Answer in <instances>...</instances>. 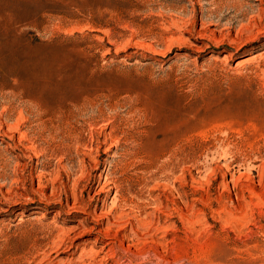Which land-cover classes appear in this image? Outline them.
Returning <instances> with one entry per match:
<instances>
[{
    "label": "rangeland",
    "instance_id": "rangeland-1",
    "mask_svg": "<svg viewBox=\"0 0 264 264\" xmlns=\"http://www.w3.org/2000/svg\"><path fill=\"white\" fill-rule=\"evenodd\" d=\"M0 1V264H264V0Z\"/></svg>",
    "mask_w": 264,
    "mask_h": 264
},
{
    "label": "bare ground",
    "instance_id": "bare-ground-1",
    "mask_svg": "<svg viewBox=\"0 0 264 264\" xmlns=\"http://www.w3.org/2000/svg\"><path fill=\"white\" fill-rule=\"evenodd\" d=\"M0 2H1V1H0ZM0 11L2 12V11H3V8H2V9L0 8ZM165 122H166V121H165Z\"/></svg>",
    "mask_w": 264,
    "mask_h": 264
}]
</instances>
